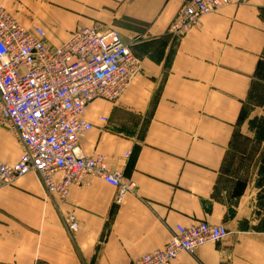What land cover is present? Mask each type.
Segmentation results:
<instances>
[{
	"label": "crops",
	"instance_id": "1",
	"mask_svg": "<svg viewBox=\"0 0 264 264\" xmlns=\"http://www.w3.org/2000/svg\"><path fill=\"white\" fill-rule=\"evenodd\" d=\"M186 1L0 0L9 12L44 8L33 20L45 30L61 25L47 33L55 44L70 33L63 25L113 24L141 59L118 100L87 106L94 126L80 139L85 154H103L134 180V192L117 203L118 189L95 176L64 199L35 173L0 184V264H129L163 248L178 225L202 220L228 235L181 252L174 264H264V231L254 228L259 159L250 179L227 181L244 126L264 115H245L264 68V0H233L174 38L169 28ZM22 153L14 130L0 123V161L13 164ZM68 214L75 232L64 224Z\"/></svg>",
	"mask_w": 264,
	"mask_h": 264
},
{
	"label": "built area",
	"instance_id": "2",
	"mask_svg": "<svg viewBox=\"0 0 264 264\" xmlns=\"http://www.w3.org/2000/svg\"><path fill=\"white\" fill-rule=\"evenodd\" d=\"M232 1L187 0L169 32L181 38L201 17ZM140 70L141 59L115 28L78 27L55 44L42 26L27 27L1 7L0 123L14 130L23 153L13 164L0 161V184L35 173L49 195L64 199L72 186L95 176L118 189L121 203L136 182L112 170L103 154L84 153L80 139L94 125L83 115L97 98L118 100ZM64 224L70 232L79 226L74 214L65 216ZM228 233L224 225L203 220L178 225L163 248L129 264H174L181 252L193 253Z\"/></svg>",
	"mask_w": 264,
	"mask_h": 264
},
{
	"label": "rangeland",
	"instance_id": "3",
	"mask_svg": "<svg viewBox=\"0 0 264 264\" xmlns=\"http://www.w3.org/2000/svg\"><path fill=\"white\" fill-rule=\"evenodd\" d=\"M21 1V0H20ZM45 11L44 8H27V7H19L11 10L10 12L16 16L22 23L27 26H36L38 25L35 20L37 13H43ZM31 20V21H30ZM33 20V21H32ZM100 28H116L115 25H99ZM47 33H54L55 30L59 29L61 25L58 24H50L44 25ZM66 32L67 30L72 31L76 28H73L69 25L62 26ZM70 28V29H69ZM72 29V30H71ZM117 29V28H116ZM49 30V31H48ZM69 31V32H70ZM55 34V33H54ZM130 35V34H129ZM49 36V35H48ZM133 36V35H132ZM130 37H127L130 40ZM50 42L56 43V41L52 40L50 37ZM264 68L261 73V78L259 81L258 88L255 91L254 96L250 99L249 104L246 106L247 110L245 111V115L250 111L251 115L256 114L264 110ZM243 139L238 146L234 150L235 152L228 159L227 163V181H231V177H243L244 179H250L256 170V163L260 157V154L263 150V145L259 144L254 140V134L247 130V127L244 126L243 130ZM59 177H57L58 179Z\"/></svg>",
	"mask_w": 264,
	"mask_h": 264
},
{
	"label": "trees",
	"instance_id": "4",
	"mask_svg": "<svg viewBox=\"0 0 264 264\" xmlns=\"http://www.w3.org/2000/svg\"><path fill=\"white\" fill-rule=\"evenodd\" d=\"M248 129L254 134V140L263 145L255 178L254 218L258 220V224L254 228L264 231V115H255L249 119Z\"/></svg>",
	"mask_w": 264,
	"mask_h": 264
}]
</instances>
